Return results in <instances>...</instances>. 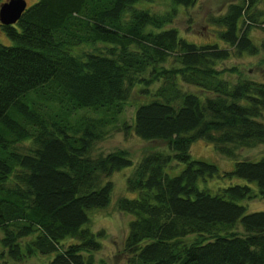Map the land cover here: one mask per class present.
<instances>
[{"label":"trees","instance_id":"obj_1","mask_svg":"<svg viewBox=\"0 0 264 264\" xmlns=\"http://www.w3.org/2000/svg\"><path fill=\"white\" fill-rule=\"evenodd\" d=\"M145 1L34 0L16 22L0 23L12 40L0 42V264L37 253H52L46 264H96L104 229L90 227V212L108 205L110 174L133 160L126 150L86 153L119 121L133 83L151 97L122 127L167 140L171 152L143 154L126 176L137 194L116 199L132 215L128 264H264V209L239 202L264 196V154L222 173L247 182L211 191L198 181L219 174L218 165L189 149L199 137L226 155H234L227 143L264 142V78L233 82L215 67L230 47L259 51L248 28L264 23V10L255 0L231 1L209 18L218 40L197 43L166 26L176 5L195 0H169L161 12ZM82 44L93 49L76 51ZM24 140L29 150L18 147Z\"/></svg>","mask_w":264,"mask_h":264},{"label":"rangeland","instance_id":"obj_2","mask_svg":"<svg viewBox=\"0 0 264 264\" xmlns=\"http://www.w3.org/2000/svg\"><path fill=\"white\" fill-rule=\"evenodd\" d=\"M3 0H0V2ZM28 4L34 0H27ZM231 1L240 0H195L189 6L176 5L177 13L174 16L173 22L166 24V26H174L178 29L181 36L189 41L194 42H210L217 39V31L215 24L209 21L211 15H215L225 11L228 3ZM143 5L148 6L153 11H164L171 7L169 0H151L145 1ZM255 9L264 10V0H255ZM253 8V9H254ZM248 34L255 43L259 45V51L251 54L247 51L236 52L230 47V55L227 58L220 59L216 63V69L221 70L220 75L229 78L235 82L244 77H250L257 80L264 78V63L261 62V57L264 53V23L252 24L248 28ZM0 42L3 44H11V38L0 28ZM221 43V42H220ZM98 47L102 48V43L98 42ZM222 45H225L222 42ZM91 50L93 45L82 44L75 47L76 51ZM159 82L156 81L150 87L154 89ZM187 86V85H186ZM193 90L198 92L195 85ZM139 83H133L128 86V95L124 104V109L119 115V121L109 128L108 134L100 139H96L89 147L86 155L96 157L104 155L111 151L126 150L133 160V164L127 165L120 169L114 170L109 178L113 181V189L111 199L106 207L92 209L90 212V227L96 231L104 229V234L98 236L101 241V248L94 251L96 264H128V255L123 248V240L125 238L128 220L131 218V213L118 210L115 206L116 199L120 195L129 197L137 194L136 190L128 189L126 186V176L133 169L134 163L145 153L152 151H167L171 152L168 147L167 140L154 138L145 139L137 135L132 129L128 131L122 127V122H133L135 107L150 99V95L139 96ZM190 87V86H187ZM208 95L212 93L206 92ZM258 120L264 123V112L257 117ZM18 147L24 151L29 150L31 146L29 140L19 142ZM228 147L232 148L234 155H226L219 152L215 144L204 138H195L190 142L189 149L191 155L196 158H201L218 165L219 174L214 176H207L205 179H199L200 187H207L211 191H216L220 186H225L234 182H247L246 179L232 175L229 176L224 171L231 170L235 164L236 159H258L264 154V142L258 143L254 146L235 145L227 143ZM183 163H176L169 166V171L172 174L177 173ZM255 186L254 182H251ZM246 207V211L264 209V196L244 198L239 200ZM237 232L245 233L241 227L235 229ZM2 235L0 231V236ZM197 234H190L185 239L190 241L195 238ZM71 239H68L70 241ZM1 248V246H0ZM50 254L37 253L29 257L24 262H11L10 264H46Z\"/></svg>","mask_w":264,"mask_h":264},{"label":"water","instance_id":"obj_3","mask_svg":"<svg viewBox=\"0 0 264 264\" xmlns=\"http://www.w3.org/2000/svg\"><path fill=\"white\" fill-rule=\"evenodd\" d=\"M27 0H4L0 3V22L12 24L27 7Z\"/></svg>","mask_w":264,"mask_h":264}]
</instances>
